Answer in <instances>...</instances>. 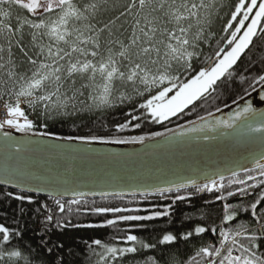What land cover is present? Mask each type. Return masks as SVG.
<instances>
[{"label":"snow or ice","instance_id":"6c2138e0","mask_svg":"<svg viewBox=\"0 0 264 264\" xmlns=\"http://www.w3.org/2000/svg\"><path fill=\"white\" fill-rule=\"evenodd\" d=\"M113 7L115 0H0V100L6 101L10 117L0 123V138H6L9 149L19 154L26 150V145L14 142L3 132L5 128L55 140L114 145H144L147 140L168 137L169 133L173 136L168 143L184 142L180 138L206 128L208 131L237 128L241 136L258 139L264 145V113L253 112L250 105L228 120H214L211 126L207 123L192 128L181 125L180 128L187 131L169 128L166 132L133 138L61 137L47 132L46 123L43 125L45 131H34L37 125L21 109V100L26 101L28 108H38L46 117L69 119L81 117L85 111L129 101L130 91L138 96L153 93L137 106L138 115L128 114L131 119L119 125L116 133L128 131L134 121L164 124L181 117V114L190 115L186 110L198 101L213 97L218 86L226 84L235 75L237 66L251 59L254 48L264 49V0H238L223 29L226 39L211 55L205 53L204 46L212 39L209 29L211 15L215 11L214 0H121L114 12ZM13 8L22 9L25 13L23 19L19 16L15 18V24L12 22ZM197 62L205 66L196 70L194 64ZM260 72L251 85L256 91H259L257 86L264 87V70ZM245 79L246 76L241 77V81ZM247 95H252V92H247ZM260 99L264 100V95ZM233 103L238 104L239 101ZM209 116H215V113H209ZM208 119V116L199 118L205 122ZM236 122L241 123L237 125ZM190 123L198 124L199 121ZM140 126V123H135L131 130ZM255 134L260 135L256 137ZM201 139L208 140L206 137ZM245 175L246 179L238 178L240 173L233 172L231 178L221 176L219 180L211 179L203 184L192 180L175 188H158L157 193H179L181 188L188 187H194L200 193H218L214 201H205L207 206L233 197L252 195L259 189V199L250 209L243 210L250 211L252 219L260 224L262 234L245 235L247 229L244 226L233 231L231 228L200 225L179 236L166 233L158 244L176 246L179 240L188 242L210 234L218 237L219 244L200 248L188 264H203L204 259L208 264H264V253L259 251L264 244V213L258 211L264 202V152L254 158V166L249 167ZM234 185L238 186L235 190ZM66 194L52 193L51 198L60 214L67 211L65 204L61 203ZM87 195L109 196L113 193H79L70 203L80 205ZM13 198L25 202V197L21 195ZM190 199L191 196L176 195L173 204ZM26 202L33 203L32 200ZM171 208L170 204L154 215H126L121 220L141 222L170 218ZM95 211L97 214H116L138 212L140 209L117 207ZM208 211L210 213L212 209L209 207ZM237 211L240 209L224 203L222 225H231L236 221ZM53 219L49 214L46 222L51 224ZM70 223L68 221L58 227L63 229ZM115 223L116 220L108 221L109 225ZM104 226L75 225L83 228ZM19 235L0 225V264H6L13 258L17 262L23 260L21 251L5 255L3 250L5 245L12 243L13 237ZM123 243L130 246L106 248L108 257L113 261L134 257L139 251L138 244L144 249L150 247L141 244L135 235H128ZM93 244L103 247L100 240ZM149 264H155V261Z\"/></svg>","mask_w":264,"mask_h":264},{"label":"trees","instance_id":"16d2710c","mask_svg":"<svg viewBox=\"0 0 264 264\" xmlns=\"http://www.w3.org/2000/svg\"><path fill=\"white\" fill-rule=\"evenodd\" d=\"M238 0H214L215 11L211 15V27L209 29L212 39L204 46L206 54L211 55L217 47L222 46L226 36L223 32L226 23ZM121 4V0H115L114 12ZM111 7V6H110ZM111 15V13H109ZM107 19V17H105ZM209 47L211 51H209ZM255 65V67H253ZM205 65L197 62L194 68L199 70ZM264 70V49L254 48L249 61H242L228 82L218 86L213 97L197 102L190 109V115L181 114L179 118H173L164 124L149 123L147 120L140 123L136 130H131L133 125H129V130L124 133H116L115 129L127 123L131 117L128 115H138L137 106L144 102L149 96H138L129 92L131 99L122 104L117 103L113 107H105L85 111L81 117L69 119H53L42 115L38 108H31L25 111L26 115L37 125L36 132L45 131L43 125L47 124L46 131L61 137L78 136L85 138H133L148 136L159 132H166L169 128L177 129L181 125H187L201 116L215 113L233 104L234 101L246 97L247 92L255 91L251 85L255 78ZM247 79L241 81V77ZM260 86H257V88ZM6 121V120H5ZM4 122V121H1ZM11 129V128H10ZM15 130V129H13ZM246 171L240 173L238 178H245ZM258 174V173H257ZM229 176L228 178H231ZM227 183V180H225ZM238 186H233L235 190ZM227 191V190H226ZM11 193V195H9ZM260 190L252 192V195L233 197L228 201L205 205V201L215 200L218 193H200L194 187L181 189L179 193L168 192L163 195L158 193L141 194L133 196H112L100 198L82 199L80 205H72L71 200L61 199L67 211L59 213L58 206L51 197H44L26 193L0 186V225L5 226L12 232H18V237L12 238L10 245L3 247L4 254L12 251H21L23 260L17 262L15 258L6 261V264H188L191 257L202 247L218 245L219 239L216 236L205 234L203 238H195L192 241L179 240L176 246H161L159 239L166 233L182 235L191 230L194 226L206 225L209 228H231L233 231L244 226L247 229L245 235H260L261 226L257 224L251 216V205L259 199ZM21 195L25 197V202L17 201L13 197ZM176 195L191 196L190 200L177 201L173 204ZM26 200H32L29 204ZM230 203L235 208L237 220L231 225H222V206ZM172 205L171 217H163L155 221H123L121 218L126 215H154L162 211L164 207ZM46 206V208H45ZM133 208L140 209L138 212L97 214L96 209L113 208ZM212 211L209 213L208 208ZM264 213V202L258 209ZM53 216V223H47V216ZM203 215V219L201 216ZM116 220L115 224H108V221ZM70 221L68 227L59 228L58 225ZM78 224L105 225L104 227L83 228L75 227ZM241 228V231H244ZM128 235H135L141 244H148L149 249L136 245L139 251L135 256L125 257L123 260L113 261L108 257L107 247H127L123 241ZM100 240L103 247L95 246L94 241ZM257 243H260L257 241ZM151 245H156L152 248ZM165 247L168 248L165 251ZM227 247V246H226ZM259 251L264 253V244ZM203 264H208L206 259Z\"/></svg>","mask_w":264,"mask_h":264},{"label":"water","instance_id":"95a60500","mask_svg":"<svg viewBox=\"0 0 264 264\" xmlns=\"http://www.w3.org/2000/svg\"><path fill=\"white\" fill-rule=\"evenodd\" d=\"M258 89L238 100V104L208 116L207 122L196 120L199 123H189L188 128L205 123L211 126L216 119L228 120L249 105L253 112L264 113V100L260 99L264 87ZM179 130L187 131L180 127ZM3 132L14 142L25 144L26 150L17 154L7 147L6 138H0V186L44 197H52L54 191L66 192L61 198L65 200H72L79 193H113L82 199L128 197L157 193L158 188H175L192 180L203 184L232 176L233 172H245L254 166V158L264 152L258 139L241 136L237 128H206L180 138L184 142L174 143H168L173 136L169 133L168 137L147 140L144 145L84 144L26 135L13 129ZM202 137L208 138L207 142Z\"/></svg>","mask_w":264,"mask_h":264},{"label":"rangeland","instance_id":"374dc122","mask_svg":"<svg viewBox=\"0 0 264 264\" xmlns=\"http://www.w3.org/2000/svg\"><path fill=\"white\" fill-rule=\"evenodd\" d=\"M11 12H12V16H13V24H15V18L17 17V16H19V18L20 19H23L24 18V15H25V13H24V10H22V9H17V8H13V9H11ZM25 31H27V29H25ZM149 94V96L147 97V98H150V96L153 94V93H148ZM1 101H3V100H1ZM4 103L6 102V101H3ZM199 102V101H198ZM21 109L22 110H24V111H27V110H31V108H28L27 107V104H26V101H24V100H21ZM207 116H209V115H207ZM10 117L7 115V119H9ZM6 119V120H7ZM30 120V119H29ZM197 120H199V119H197ZM196 121V120H195ZM19 122H22V120H20ZM5 129H10V128H5ZM12 129V128H11Z\"/></svg>","mask_w":264,"mask_h":264},{"label":"built area","instance_id":"2783aa9c","mask_svg":"<svg viewBox=\"0 0 264 264\" xmlns=\"http://www.w3.org/2000/svg\"><path fill=\"white\" fill-rule=\"evenodd\" d=\"M6 117V111L3 104H0V120H3Z\"/></svg>","mask_w":264,"mask_h":264}]
</instances>
